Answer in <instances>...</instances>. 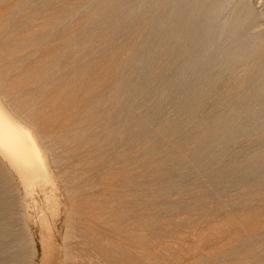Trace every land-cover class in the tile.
Here are the masks:
<instances>
[{
	"label": "rangeland",
	"instance_id": "374dc122",
	"mask_svg": "<svg viewBox=\"0 0 264 264\" xmlns=\"http://www.w3.org/2000/svg\"><path fill=\"white\" fill-rule=\"evenodd\" d=\"M249 3L219 5L234 35L189 64L190 10L214 0H0V100L51 175L31 191L0 152V264H264Z\"/></svg>",
	"mask_w": 264,
	"mask_h": 264
},
{
	"label": "bare ground",
	"instance_id": "6f19581e",
	"mask_svg": "<svg viewBox=\"0 0 264 264\" xmlns=\"http://www.w3.org/2000/svg\"><path fill=\"white\" fill-rule=\"evenodd\" d=\"M257 1H261L264 4V0ZM214 2L217 4L211 6L212 10L205 13H202L199 8H195V11L190 10V14L195 20L190 21L187 33L183 35L185 46L182 49L180 48V51H177L178 53L184 52V54L187 53L189 55L186 57L189 64L194 61L192 57L194 53H198L200 50L203 52L207 51L216 42H225L227 38L234 35V33L232 34L233 31L229 30L228 32L230 22L222 20L218 13L220 12L219 5L222 7L226 0H214ZM249 11L252 15L253 27L263 23H259L257 17L264 14V9L257 13L254 11L253 3H249ZM231 26V29L235 27L234 25ZM205 28L206 32L202 38L199 35V31ZM205 39L208 43L203 41ZM174 49L176 48L174 47ZM183 61L180 62L182 64L181 67L183 66ZM7 106L0 100V152L10 159L21 174L26 187L32 191L36 184L44 183L51 179L50 169L47 166L46 156L39 143L40 140H37L38 138L34 131L30 129L31 126H28L24 120L19 118L14 111L9 110L10 107L8 108Z\"/></svg>",
	"mask_w": 264,
	"mask_h": 264
}]
</instances>
